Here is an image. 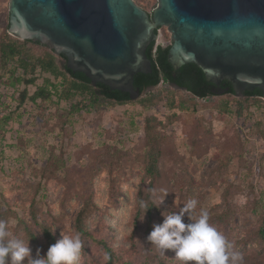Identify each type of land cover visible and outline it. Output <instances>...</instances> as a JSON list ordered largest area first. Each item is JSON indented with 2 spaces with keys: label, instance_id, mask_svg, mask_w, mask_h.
I'll return each instance as SVG.
<instances>
[{
  "label": "rangeland",
  "instance_id": "rangeland-1",
  "mask_svg": "<svg viewBox=\"0 0 264 264\" xmlns=\"http://www.w3.org/2000/svg\"><path fill=\"white\" fill-rule=\"evenodd\" d=\"M134 1L149 14L158 6V0ZM8 4L9 0H0V34L8 25ZM157 34L155 47L170 46L166 27ZM26 50L37 56L51 51L33 45H26ZM3 72L0 119L9 120L0 131V199L5 197L9 203L1 210L8 208V221H15L9 225L12 235L21 233L15 216L30 217L33 206L38 218L44 215L58 224L60 239L62 233L73 235L74 216L90 199L100 208L88 222L98 238L127 250L136 264H158L159 255L183 264L174 250L162 251L147 236L154 224L163 222L162 213L179 211L195 199L192 215L207 210L209 223L230 243L229 251L241 253L243 264H264V239L259 232L264 230L261 98L222 95L201 100L161 83L138 100L149 97L148 106L138 101L115 105L101 100L96 110L84 107L68 115L69 105L81 98L58 105L53 103L55 97L51 103L27 100L21 106L19 93L24 86L10 87L12 78ZM44 78L48 76L38 77L34 86L26 88L28 98ZM225 104L227 113L223 112ZM147 119L155 120L152 126L161 153V177L150 196L158 207L151 227L144 221L134 222L137 190L147 160ZM184 222H190L188 214ZM29 247L32 258L41 257L30 243ZM104 261V254L93 246L81 258V264Z\"/></svg>",
  "mask_w": 264,
  "mask_h": 264
},
{
  "label": "water",
  "instance_id": "water-1",
  "mask_svg": "<svg viewBox=\"0 0 264 264\" xmlns=\"http://www.w3.org/2000/svg\"><path fill=\"white\" fill-rule=\"evenodd\" d=\"M161 27L171 35L167 61L174 71L193 64L213 96L229 91L221 85L226 81L235 98L258 90L264 101V0H158L151 14L134 0L8 4L9 36L48 47L92 87L102 84L131 102L143 94L134 77L152 73L146 52Z\"/></svg>",
  "mask_w": 264,
  "mask_h": 264
},
{
  "label": "trees",
  "instance_id": "trees-1",
  "mask_svg": "<svg viewBox=\"0 0 264 264\" xmlns=\"http://www.w3.org/2000/svg\"><path fill=\"white\" fill-rule=\"evenodd\" d=\"M7 29L8 25L0 34V70L4 71L3 76L9 75L12 78V82H9L10 87L24 86V90L19 93V105H24L27 100H30L33 104L38 100L51 103L53 97L56 98L53 103L58 105L61 102H72L77 97L81 98L74 105L68 103L70 104L68 115H71L80 112L84 107H88L89 110H96L99 108L101 100L115 105L132 103L129 96L125 93L111 91L102 84L92 87L90 80L85 75L78 72L73 73L67 68L64 56L57 57L52 51H47L40 56L31 54L26 50V45L38 46L46 50L48 48L32 41H20L12 38L8 35ZM169 47H155V43H152L148 47L146 54L152 64V73L149 75H136L134 77L135 88L143 93L150 88L158 87L161 83H164L179 89H185L195 99L206 100L214 97L211 94V84L206 82L204 74L195 65L188 64L182 66L177 71L173 70L167 61ZM44 75H47L48 78H44L42 85L38 86L34 94L28 98L26 88L34 86L38 77ZM154 95L152 94L151 96L154 97ZM242 98L246 100H258L261 98V93L258 90L245 92ZM138 103L148 106L151 103V99L146 97L138 101ZM169 107L175 108V104L170 103ZM223 112H229L226 104ZM8 120V117L0 119V131L5 126L4 124H7ZM154 121V119H147L145 121L144 138L147 145V160L141 183L137 190L136 213L134 216L135 223L144 221L150 227L158 210V207L151 200L150 196L154 184L161 177L159 167L161 153L158 147V133L154 132L152 126V122ZM1 199L0 220L8 221V208L5 211L1 209L3 205L8 207L9 203L5 197ZM99 209L95 200L90 202V199H88L74 216L72 234H80L83 242L82 254H85L93 246L104 254V264H136L135 259L127 250L117 247L109 239L102 240L98 238V234L89 228V218L93 212ZM15 218L21 228V233L14 234L13 236L21 239L25 235L24 241L36 248L41 257L46 256L49 247L60 240V233L57 230L58 224L56 225L55 222L48 221L44 215L42 219L38 218L34 212V206L30 217L16 215ZM259 232L264 239V230H259ZM134 233L135 230H133L131 235H134ZM164 256L159 255L158 264H174L173 260L167 257L164 258Z\"/></svg>",
  "mask_w": 264,
  "mask_h": 264
},
{
  "label": "clouds",
  "instance_id": "clouds-1",
  "mask_svg": "<svg viewBox=\"0 0 264 264\" xmlns=\"http://www.w3.org/2000/svg\"><path fill=\"white\" fill-rule=\"evenodd\" d=\"M243 202V198H241ZM197 200L186 202L179 211L162 213V223L153 225L147 240L162 251L174 250L183 264H243L239 252L229 251L226 237L209 223V213L201 210L194 217ZM185 214L190 222H184ZM15 221L0 220V264H81L83 242L79 233L66 235L51 245L46 256L32 258L29 243L15 237L9 225Z\"/></svg>",
  "mask_w": 264,
  "mask_h": 264
},
{
  "label": "flooded vegetation",
  "instance_id": "flooded-vegetation-1",
  "mask_svg": "<svg viewBox=\"0 0 264 264\" xmlns=\"http://www.w3.org/2000/svg\"><path fill=\"white\" fill-rule=\"evenodd\" d=\"M222 87L223 88H229V91L226 93V94H224V95H231V96H234V94H233V90H232V87L230 86V84L228 83V82H226V81H223L222 82ZM213 88V85H211V89ZM253 92V91H252ZM245 93V92H244ZM244 93H243V96H244ZM233 94V95H232Z\"/></svg>",
  "mask_w": 264,
  "mask_h": 264
}]
</instances>
